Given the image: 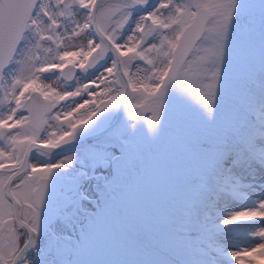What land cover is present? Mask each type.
<instances>
[{
    "label": "rangeland",
    "instance_id": "obj_1",
    "mask_svg": "<svg viewBox=\"0 0 264 264\" xmlns=\"http://www.w3.org/2000/svg\"><path fill=\"white\" fill-rule=\"evenodd\" d=\"M202 2L207 5L208 20L214 21L211 33L207 23L203 37L168 86L155 132L147 124L150 112L138 116L139 107L131 113L126 110L121 127L122 156L117 157L122 159V166H118L123 174L120 195L107 197L99 205L92 197L86 211L72 214V224L59 225L55 233L66 240L59 250L52 248V254H47L49 244L44 245L46 264H78L76 260L81 264H197V252H183L182 217L199 218L201 211L193 206L197 194L207 189L216 165L227 152L225 147L238 142L249 149L245 139L249 129L258 140L264 139L260 128L264 121V0ZM217 4L222 7H215ZM233 5L239 7L233 11ZM28 40L31 47L35 39L29 34ZM75 43L86 45L87 37ZM40 44L50 43L41 40ZM171 51L170 47L163 56L154 55L156 68L135 59L131 75L146 81L147 87L139 83L137 91H131L128 104H138L150 89L158 88L157 72L166 71ZM122 55L137 56L136 49L128 48ZM96 66L103 72L110 66V58ZM10 68L0 82L3 102L16 74L15 65ZM196 93L200 94L199 102L194 98ZM249 152L257 166L235 170L228 176L231 185L220 193L222 204L216 206V221L222 223L233 213L249 212L232 225H223L227 238H231L223 245L228 253L241 250L238 257L250 256L241 264H254V259L264 264V248L252 247L258 242L252 233L264 227V221L258 220L264 213H252L257 202L264 199V147ZM109 157L106 159L115 160V156ZM135 232H139L137 237ZM146 244L158 246L161 254L149 251ZM63 246L77 247L72 260ZM231 259L225 257L224 264H230Z\"/></svg>",
    "mask_w": 264,
    "mask_h": 264
},
{
    "label": "snow or ice",
    "instance_id": "obj_2",
    "mask_svg": "<svg viewBox=\"0 0 264 264\" xmlns=\"http://www.w3.org/2000/svg\"><path fill=\"white\" fill-rule=\"evenodd\" d=\"M205 7L202 0H157L155 4L151 0H0V81H4L10 66L15 65L16 72L5 95L10 106L7 112L0 113V264H46L41 260L39 242L44 231L42 210L50 179L64 163H36L34 154L56 149L66 137L74 139L78 129L98 114L121 104L129 85L132 93L139 83L147 87L146 81L131 75L132 63L138 57L156 68L154 55L163 56L170 47L176 48V36L184 35L186 42L195 36ZM237 7L233 5V11ZM137 12L143 14L137 18ZM188 23L192 27L185 33L183 26ZM207 23L210 35L214 21L209 19ZM29 34L35 39L31 47ZM82 36L87 37L83 46L75 43ZM41 40L50 43L43 51L51 58L37 57ZM128 48H135L137 56H123ZM184 51L181 46V56ZM68 55L80 57L79 70L75 64L64 67ZM106 58H110V66L93 80L77 81L72 90L53 89L42 78L44 73L55 72L71 81L78 72L86 73ZM172 79H176L175 72L168 78L158 70V88L150 89L138 104L125 105L129 113L139 107L138 116L150 112L147 124L152 132ZM199 95L194 94V98L198 100ZM80 97L84 99L78 100ZM70 100L71 109L60 111V106ZM260 128L264 130V121ZM245 139L250 150L264 147V139L258 140L252 129ZM72 163L73 158L68 157L67 165L71 167ZM256 212L264 213V199L252 210L253 215ZM248 215L247 211L233 213L222 224L232 225L234 220ZM258 220L264 221V216ZM51 223L50 218L49 226ZM252 235L258 238L252 247L264 248V227ZM46 249L47 254H52L51 246L46 245ZM240 251L228 253L216 235L210 234L207 260L202 264H224L228 256L231 264H236L234 257Z\"/></svg>",
    "mask_w": 264,
    "mask_h": 264
},
{
    "label": "flooded vegetation",
    "instance_id": "obj_3",
    "mask_svg": "<svg viewBox=\"0 0 264 264\" xmlns=\"http://www.w3.org/2000/svg\"><path fill=\"white\" fill-rule=\"evenodd\" d=\"M142 14V12H137L134 15L138 18L139 15ZM50 46V44H42L39 49H36L37 57L44 58L47 56L51 58L50 53L46 54L43 51L44 48ZM79 59L80 57L77 55H68L65 57L67 62L65 66L75 64L76 69L79 70ZM96 67L97 68L89 69L86 73L78 72L77 77L71 81H65L55 72L44 73L42 78L44 79V83L53 89L72 90L77 86V81L81 80L87 82L100 75L102 71L99 67L101 66ZM82 99H84V97L78 98V100ZM105 99L107 100L109 97L105 96ZM97 103H99V101H97ZM9 106L8 101L5 99L4 102L0 104V113L7 112ZM72 106L73 102L70 100L66 104L60 106V111H69ZM94 106L95 105H93V107ZM116 106L117 105H115L110 113H108L106 109L98 114L92 121H89L87 125L78 129L74 139L69 140L66 137L64 140H61L56 149L68 146L107 127L115 117ZM121 127L122 121L112 133L83 143L73 149L55 151L54 153L53 151H49L34 154L33 160L36 163H55L58 161L64 163V167L56 170L53 177L50 179L49 193L42 210L44 231L39 240L42 250L41 260H44L43 248L45 244H62V239L65 238L63 236L59 237V235L55 233L56 228L59 225L72 224V214L82 210V207L88 206V197L94 196L98 198V196H106L108 191L107 182L113 179V177L118 179L122 176V172L118 171V166H122V159L120 160L117 158L118 156H122L120 146L122 138ZM108 154H110V157L115 156V160L110 161L108 158L106 159ZM68 157L73 158L71 167L67 165ZM49 212L51 216H48ZM52 212H54V219H51L52 223L49 226L50 218L53 216Z\"/></svg>",
    "mask_w": 264,
    "mask_h": 264
},
{
    "label": "trees",
    "instance_id": "obj_4",
    "mask_svg": "<svg viewBox=\"0 0 264 264\" xmlns=\"http://www.w3.org/2000/svg\"><path fill=\"white\" fill-rule=\"evenodd\" d=\"M224 150L227 152L223 154L222 159L216 165L207 189L197 194V202L193 206L195 209H200L199 218L195 219L192 216L186 215L181 219L182 231L180 234L183 239L182 246L184 244V246L189 249L187 251L183 246V252L187 255H192L194 252H197L199 254L195 260L197 264H202L203 261L207 260L205 253L207 251V243L210 234H215L221 243L231 239L229 236L227 238L223 224L216 221L217 217H219L216 206L222 204V196L220 193L223 188H228L231 185L226 183L228 176L235 170L241 171L245 170L243 169L245 167L249 169L257 166L255 158L250 155V150L248 148L246 150L243 149L238 142L234 143V145L229 144ZM246 160L249 162H245ZM107 197L113 198L114 196ZM146 248L153 252L160 253L156 245L146 244ZM242 258L243 256L240 257V260L236 258V264H241ZM252 263L259 264L255 259Z\"/></svg>",
    "mask_w": 264,
    "mask_h": 264
},
{
    "label": "water",
    "instance_id": "obj_5",
    "mask_svg": "<svg viewBox=\"0 0 264 264\" xmlns=\"http://www.w3.org/2000/svg\"><path fill=\"white\" fill-rule=\"evenodd\" d=\"M154 1L155 0H151V3H153ZM203 12H204L203 20L200 23L198 29L196 30L195 36H193L187 42L185 41V36L184 35H180L179 36V38L177 40V42H178L177 43V47L174 48L173 51H172L170 64H169L168 70L166 72L168 78H171L173 72H175V74H177L178 70L180 69V67L182 66L184 61L186 60V58H187L189 52L191 51L192 47L201 38V36L203 34V30H204L205 24H206V21H207L206 9H204ZM191 27H192V25L190 23L183 31L185 33H187ZM181 46H183L184 49H185V51H184L182 56L180 55ZM172 80H171V82H172ZM128 94H129V91H128V93H126L124 101L121 104L118 105L116 116H115L113 122L107 128H105L104 130H102L99 133H96L94 135L88 136L87 138H85L83 140H80V141H78V142H76L74 144H71V145L67 146V147H63V148H61L59 150H65V149H70V148L77 147V146L83 144L84 142L99 138V137L111 132L118 125V123L120 122V120H121V118L123 116V113H124V110H125V104H126V101H127V98H128Z\"/></svg>",
    "mask_w": 264,
    "mask_h": 264
}]
</instances>
